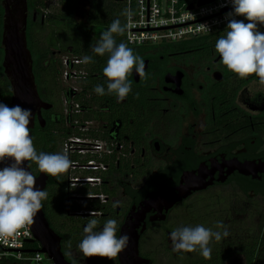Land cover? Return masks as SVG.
Wrapping results in <instances>:
<instances>
[{
	"label": "flooded vegetation",
	"instance_id": "af4514ba",
	"mask_svg": "<svg viewBox=\"0 0 264 264\" xmlns=\"http://www.w3.org/2000/svg\"><path fill=\"white\" fill-rule=\"evenodd\" d=\"M85 1L75 6L72 22L58 16L53 24L58 30L45 35L47 39L40 34V51L49 52L42 65H52L53 71L40 68L39 95L45 106H40V122L36 115L31 129L38 152H67L71 167L58 177L40 172L31 161L30 168L45 181L48 198L42 209L71 264H120L118 256L89 258L79 251L90 218L98 219L99 227L109 218L117 220L119 236L131 218L136 221L150 195L188 192L173 208L163 209L165 220L152 221L159 215L152 208L139 228L146 224L140 256L155 264L150 246L141 248L143 238L165 227L167 252L177 257L171 249L173 230L166 223L181 203L213 194V206L227 188L264 203V85L255 75L240 78L228 70L215 51V39L199 46L165 42L133 47L123 33L115 35L117 43L124 42L143 58L146 77L134 69L129 76L132 91L122 101L114 94L100 96L94 88L99 84L106 89L103 68L108 57L94 54L91 45L104 31L95 23L91 0ZM9 3L16 20L26 13V36L30 17L35 23L40 18V26L49 29L53 14H44L45 0L34 9L29 0ZM65 9L62 0L57 13ZM59 30L68 31L69 49L62 47ZM66 55L75 70L71 77L63 76ZM85 55L95 63L74 65ZM37 124L40 129L34 135ZM243 164L245 173L237 168ZM230 222L234 230L229 250L222 249L224 264H264V207L235 209Z\"/></svg>",
	"mask_w": 264,
	"mask_h": 264
},
{
	"label": "clouds",
	"instance_id": "9594fccd",
	"mask_svg": "<svg viewBox=\"0 0 264 264\" xmlns=\"http://www.w3.org/2000/svg\"><path fill=\"white\" fill-rule=\"evenodd\" d=\"M226 3L231 4L232 11L225 14L228 21L226 29L215 43L220 62L238 77L255 75L264 85V32L258 28V25L264 26V0H226ZM122 15L127 17L130 12L125 9ZM126 27L119 18L113 20L100 39L91 45L94 54L108 57L103 68L106 89L98 84L94 92L100 96L114 94L121 101L132 91L129 76L134 69L140 77H146L143 58L134 54L124 42L117 43L115 39V35H122ZM80 63L95 61L92 56L85 55ZM81 75L86 76L87 73L82 72ZM31 117V109L20 105L9 107L0 102V163L10 161L0 168V238L17 235L20 229L32 225L43 207L42 202L48 198L46 190L36 187V178L23 167L24 162H34L40 172L53 177L60 176L71 167L67 152L37 151L30 136ZM27 167L29 169L31 165ZM99 225L96 218L88 220L78 249L84 257L115 259L127 249L130 236L117 235L119 225L115 219L109 218L102 227ZM215 229L202 224L176 228L170 233L172 250L178 253L198 251L203 258L211 259V242H219L230 234L222 221L216 222ZM67 247L71 248V242ZM65 255L70 256L71 252H65ZM72 264L76 261L73 260Z\"/></svg>",
	"mask_w": 264,
	"mask_h": 264
},
{
	"label": "built area",
	"instance_id": "2783aa9c",
	"mask_svg": "<svg viewBox=\"0 0 264 264\" xmlns=\"http://www.w3.org/2000/svg\"><path fill=\"white\" fill-rule=\"evenodd\" d=\"M48 9L45 15L54 14L50 7L58 9L62 0H45ZM200 0H123L130 15L125 17L124 32L128 45L143 47L161 43H178L186 40L207 37L226 28L225 14L232 11L226 0H213L199 5ZM193 6L191 9L190 6ZM243 20V17H237ZM246 21V20H245ZM206 26V27H205ZM65 67L63 76H72L75 70L69 65V56H63ZM80 60L74 65L80 66ZM0 102L6 104L4 98ZM80 142L81 139H76ZM91 180V179H90ZM31 225L19 230L14 236L0 238L3 249H41L34 247ZM37 243V242H35ZM0 247V264H54L47 254L42 252L4 251Z\"/></svg>",
	"mask_w": 264,
	"mask_h": 264
},
{
	"label": "water",
	"instance_id": "95a60500",
	"mask_svg": "<svg viewBox=\"0 0 264 264\" xmlns=\"http://www.w3.org/2000/svg\"><path fill=\"white\" fill-rule=\"evenodd\" d=\"M212 1L213 0H200L199 5ZM115 2H123V0H115ZM3 6L5 9L2 37V47L5 51L3 67L12 86L13 94L11 97V106L20 105L22 108L31 109L32 117L30 119L29 129L30 136L32 137L31 129L34 128L35 117L38 115V120L40 122V106L45 105L40 99L33 73V59L27 46V15L22 12L16 16L18 18V20H16L12 15L9 0H5ZM24 6V12H26V4ZM190 8L192 9L193 6L191 5ZM8 163H10V161L0 163V168L7 166ZM29 164L30 161H25L23 167L33 174L31 168L28 169L27 167ZM237 168L241 173H245L246 166L244 164L239 165ZM35 178L36 187L43 190L45 181L40 175L38 177L35 176ZM187 196L188 192L177 193L175 191L159 192L150 195L149 199L145 201L144 205H142L140 214L135 216L136 221L133 222L131 218L130 222L125 225L120 233V235L128 234L130 236V242L127 249L118 255L119 263L150 264L151 261L141 257L139 252L140 235L145 231L146 224H144L141 231H139V228L145 220L146 213L152 208H156L159 215L152 219V221H163L166 219V215L162 214L163 209L168 211L178 202L187 198ZM159 205L160 207L158 208ZM31 231L33 232L34 238L27 242L30 244L37 242L41 246V249H3L1 246L0 247L4 251L42 252L47 254L54 264H71L65 259L62 253L60 236H58V234H56V232L50 227L42 208L34 218V223L31 225Z\"/></svg>",
	"mask_w": 264,
	"mask_h": 264
},
{
	"label": "rangeland",
	"instance_id": "374dc122",
	"mask_svg": "<svg viewBox=\"0 0 264 264\" xmlns=\"http://www.w3.org/2000/svg\"><path fill=\"white\" fill-rule=\"evenodd\" d=\"M115 0H108V4H112ZM86 3L85 0H83ZM52 13L56 14L58 10L50 7ZM58 30L56 27H49L48 33ZM61 32L60 42L62 47L69 49V33L66 30H59ZM126 41V40H125ZM160 45V44H159ZM9 102H11V97ZM8 105V104H7ZM223 197H219L217 202L213 204V194H209L202 197H196L189 201L183 202L178 205L170 214L169 220L166 223L167 227L175 230L179 227L184 226H195L202 224L205 227H211L215 229L217 221H222L227 226V230L230 233L228 237L223 240L216 242L212 241L210 247L213 248L218 246L221 250H229V240H231L234 227L231 226L230 217L232 211L235 209L242 208H263L264 203L260 199H254L252 197L245 196L239 190L226 189L222 194ZM210 207V208H208ZM242 221V220H241ZM241 224V223H238ZM156 227V226H155ZM239 227V226H238ZM241 234L238 232V235ZM165 227L154 229L151 233L143 238L141 248L148 247L149 251L153 250L155 264H189L194 262L198 256V252L193 253H178L177 257H172L167 250L170 249L169 237L167 236ZM172 249V246H171ZM143 252V251H142ZM230 264V263H227Z\"/></svg>",
	"mask_w": 264,
	"mask_h": 264
},
{
	"label": "trees",
	"instance_id": "16d2710c",
	"mask_svg": "<svg viewBox=\"0 0 264 264\" xmlns=\"http://www.w3.org/2000/svg\"><path fill=\"white\" fill-rule=\"evenodd\" d=\"M3 1L0 0V98H4L6 100V104L11 107V102H9L10 97H12V86L9 78L5 74L4 67H3V60H4V50L2 47V37H3V24H4V15L5 9L3 6ZM42 0H29V6L31 9L36 7H40V2ZM108 0H91L92 5L94 6V10L96 11L97 21L96 24L100 26V32L105 31V27H109V25L113 22V20L119 18L122 25H125V17L122 15L124 10L126 9L124 2H115L113 1L112 4L107 3ZM79 3V0H65L66 9L65 12L56 13L50 16L51 24L50 26L54 27L58 16L63 17L65 20L73 21V14L75 6ZM247 23V21H245ZM258 28L261 32H264V26L258 25ZM226 29V28H225ZM221 30L218 33L207 36L201 37L197 39L186 40L177 43L180 46H199L200 44L208 43L210 40H217L222 32L225 30ZM49 30V29H48ZM48 30L45 27L40 26V18L37 23L32 20V17L29 19V23L27 26V43L28 48L31 52L32 59H33V73L35 76V82L37 85L38 92L40 93V72L41 70L51 73L52 65L49 67H44L42 62L47 58L49 52L40 51V34L41 36H45L48 34ZM93 31V30H90ZM55 31L51 32L54 33ZM47 39L48 37L45 36ZM56 45L54 42L53 46ZM45 49V44L43 45ZM40 68H42L40 70ZM55 70V69H54ZM56 72V71H55ZM40 129L39 124L36 126V130L34 131V135H36L37 131ZM38 243H34V247H38ZM198 252V251H197ZM196 252V253H197ZM223 257H225V253L219 247H214L211 254V259L203 258L199 252L197 258L194 262L189 264H224ZM217 259H219L217 261Z\"/></svg>",
	"mask_w": 264,
	"mask_h": 264
}]
</instances>
